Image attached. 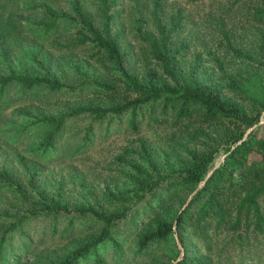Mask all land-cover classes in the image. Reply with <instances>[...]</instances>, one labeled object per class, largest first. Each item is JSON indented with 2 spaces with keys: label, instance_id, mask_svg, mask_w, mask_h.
<instances>
[{
  "label": "trees",
  "instance_id": "16d2710c",
  "mask_svg": "<svg viewBox=\"0 0 264 264\" xmlns=\"http://www.w3.org/2000/svg\"><path fill=\"white\" fill-rule=\"evenodd\" d=\"M61 1L67 4L80 27L74 45H93L100 63L113 66L124 86L116 88L104 83L100 86L115 92L114 95L123 97L124 101L109 107L95 103L70 106L69 113L58 119L42 116L41 120L53 127V131L44 138L41 147L53 150L58 141L57 133L64 128L66 120L86 114L96 120L129 116L128 126L133 134L141 135L147 124L170 131V141H175L177 147L171 146L173 155L140 137L137 146L124 148L115 161L125 170L121 171L122 177L130 187L116 191L107 187L102 196L104 203L116 210L104 208L91 196L84 203L76 204L73 210L66 200L64 187L59 185L51 197L41 191L35 175L21 158L20 163L29 176L28 186L38 201V212L19 218L10 230H18L33 216L55 219L73 213L76 218H89L99 225V235L90 243L81 242L76 249L68 251L58 264H79L81 259L91 256L95 264H106L99 246L110 243L115 255L122 260L125 255L116 228L131 215L133 206H139L138 210L148 211L146 214H150L151 219L138 233L137 254L149 251L154 245L170 244L174 235L179 234L184 252L176 264H228L232 260L259 264L264 256V124H261L264 116V0L235 1L245 6L240 10L247 12V22L252 23L259 38V45L253 51L237 47L231 32L223 27L217 29L221 39L215 46L202 43L198 47V37L185 36L189 19L186 10L177 8L165 18L166 0H151L153 29H145L146 21L140 12L136 20L139 39L146 46L141 71L126 67L121 33L113 32L114 1L97 0L103 17L102 27L92 22L83 0ZM50 16L53 23L46 26L45 34L52 32L62 18L53 13ZM227 55L241 62V70L232 69L226 62ZM35 61L45 76L12 72L8 77H0V91L11 84H21L29 90L42 87L53 93L77 90L52 78L37 58ZM188 145L194 147L189 149ZM199 146H205V150L200 151ZM178 148L183 149L182 154H177L175 149ZM221 150L225 158L215 164ZM0 180L24 200L29 199L13 174L0 171ZM183 190L195 192L188 206L169 217L164 216L169 209L167 205ZM144 202L150 206H145ZM53 237H56L55 232ZM13 255L3 235L0 264H9Z\"/></svg>",
  "mask_w": 264,
  "mask_h": 264
},
{
  "label": "rangeland",
  "instance_id": "374dc122",
  "mask_svg": "<svg viewBox=\"0 0 264 264\" xmlns=\"http://www.w3.org/2000/svg\"><path fill=\"white\" fill-rule=\"evenodd\" d=\"M112 1L115 3L113 32L121 33L126 67L131 71H141L146 46L139 39L136 20L140 12L146 21L145 29H153L151 0ZM235 1L192 3L189 0H166L163 14L167 18L177 8L186 10L189 19L185 36L198 37V47L202 43L215 46L221 39L217 29L223 27L231 32L237 47L253 51L259 45V38L252 23L247 22V12L240 10L245 6ZM83 2L92 22L102 27L98 1ZM50 13L62 18L52 32L45 34L46 26L53 23ZM7 28L10 29L4 31ZM79 29L69 7L61 0H0V32H4L0 33V77H8L12 72L45 76L36 64L37 58L52 78L77 89L75 92L66 89L53 93L42 87L29 90L21 84H11L0 91V171L13 174L29 197L24 200L0 180V239L5 235L7 244L12 247L14 255L9 264H58L68 251L76 249L81 242L90 243L99 235L98 224L89 218H76L73 213L55 219L33 216L18 230H10L19 218L38 212V201L28 186L29 176L20 163L21 158L35 175L37 187L50 197L62 185L73 210L76 204L84 203L89 196L104 208L116 210L106 205L102 196L107 187L115 191L130 187L122 177L121 171L125 170L115 161L124 148L137 146L140 137L161 148L162 152L172 154L171 146L177 147L175 141H170V131L144 124L142 134L135 135L128 126L129 116H108L96 120L88 114L66 120L64 128L57 133L58 141L53 150L46 151L41 147L44 138L53 131V127L41 120L42 116L58 119L69 113L70 106L95 103L109 107L124 101L123 97L115 96V92L100 86L101 83L116 88L124 86L113 66L100 63V56H95L97 51L93 45H74ZM225 59L233 70H241L240 61L229 55ZM261 124H264V116ZM191 147L194 146L188 145L189 149ZM198 149L205 150V146ZM175 150L177 154L183 153L181 148ZM224 153V150L218 153L215 164L224 160ZM194 194L192 191H180L167 205L168 213L164 216L184 210ZM143 204L150 206L148 202ZM132 208L131 215L116 228L125 257L121 260L110 243H102L99 252L106 264H176L184 252L179 234L174 235L170 244L154 245L149 251L136 253L138 233L149 224L151 215L148 216L145 209L138 210L139 206ZM54 232L56 237H53ZM79 264H95V260L91 256L81 259ZM228 264L244 263L232 260ZM259 264H264V256Z\"/></svg>",
  "mask_w": 264,
  "mask_h": 264
}]
</instances>
